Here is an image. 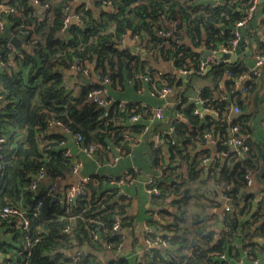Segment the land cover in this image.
<instances>
[{
  "label": "trees",
  "instance_id": "16d2710c",
  "mask_svg": "<svg viewBox=\"0 0 264 264\" xmlns=\"http://www.w3.org/2000/svg\"><path fill=\"white\" fill-rule=\"evenodd\" d=\"M77 1L0 0L9 9L7 24L0 31V208L26 210L31 241L25 251L24 232L17 228L16 218L0 217V224L13 235L11 244L0 241L10 261L132 263L127 254L116 257L118 246L123 243L125 251L129 238L134 237V247L141 244L136 234L138 219L130 213L131 197L119 192L117 181L134 172L91 174L86 177L85 193L71 202L60 190L49 194L51 185L46 180L39 182L38 190L31 188L41 169L52 184H62L73 174L79 160L67 154L68 140L72 137L77 142L80 135L78 146L94 145L92 154L103 163L133 155L138 145L152 159L150 187L159 188L161 194L151 197L160 210L148 224L156 232L171 234H144L145 240L161 239L169 247L154 244L144 251L139 264H231L232 258L246 264L259 257L264 264V185L262 200L253 212L256 192L246 179L247 171H259L264 159V144L253 137L255 111L264 101V70L254 74L253 64L239 56L210 62L209 68L201 70L203 49L220 51L235 45L234 29L218 26L235 27L255 0H226L224 4L216 0H96L93 7ZM261 4L247 40L255 44V55L264 56ZM73 14L79 20L67 25L66 19ZM175 22L173 33L169 25ZM22 25L28 30L25 41L31 48L16 54L8 44L20 34ZM181 32L188 42L180 41ZM123 39L135 41L138 53L122 49ZM76 62L110 82L71 86L67 70ZM166 63L174 66L173 73L162 69ZM160 70L163 74L158 76ZM181 70L207 82L199 98L208 111L196 113L197 103L179 92L181 103L171 124L158 131L164 132L163 142L154 141L150 129L157 123L152 122L155 107L124 96L144 88L158 97L164 87L182 88ZM99 87L112 100L108 106L88 97ZM123 101H127L124 106ZM134 116L138 119L133 120ZM55 126L63 131L54 130ZM208 134L217 155L204 147L210 142ZM235 138L247 147L244 157L241 148L231 150ZM184 166L185 172L177 171ZM236 185L247 193L242 195ZM70 186L66 185V192ZM220 193L239 199L232 205L234 210L221 209L216 199ZM168 203L170 210L164 206ZM117 220L121 228L115 230Z\"/></svg>",
  "mask_w": 264,
  "mask_h": 264
},
{
  "label": "crops",
  "instance_id": "0c3cea01",
  "mask_svg": "<svg viewBox=\"0 0 264 264\" xmlns=\"http://www.w3.org/2000/svg\"><path fill=\"white\" fill-rule=\"evenodd\" d=\"M85 3L87 6H90L86 2H81L80 0L77 1V3ZM79 3V4H80ZM95 5V4H94ZM169 28L171 26L169 25ZM180 41L182 42H188L189 39L186 35L185 32H181V35L179 34ZM133 41L128 42L127 44L133 45ZM31 46L25 41V38L23 40V44L21 49L22 50H30ZM255 44L247 41L245 43V50L243 51L242 54L239 55V57H242L243 59H246L249 65H252L251 68H254L256 66V58H255ZM246 53V54H245ZM245 54V55H244ZM252 54V55H251ZM1 66V65H0ZM162 69L165 70L166 72H174L175 68L171 63H166L162 66ZM264 70V66L260 68V71ZM78 71L76 68H71L67 70V75L69 78V83L73 87H80L81 82L79 81V78L77 76ZM187 82V84H186ZM207 84V82L202 79V78H196V77H191L188 81H185L184 79V85L182 87L181 92L185 93L186 99L189 100L190 102H196L197 106L198 103L200 102L199 98V92L200 90ZM178 95L179 92H175L174 95H169V105L168 107H172L174 104H180L181 102L178 100ZM130 99L142 101L143 104H150L153 107L158 106L163 102V100L160 97H157L155 94H152L151 91H148L147 89H140L138 92L134 93L133 96H124ZM167 107V109H168ZM166 109V118L169 116L170 111L169 109ZM198 109L200 107L198 106ZM176 110V109H175ZM262 110V111H261ZM254 115V121H253V126H254V132H253V137L257 141H261L264 144V101H261L260 103V108L259 111L256 110ZM174 116V112H173ZM258 117V120H257ZM163 126H168L166 124H162L159 121H157L156 124H154L151 129H150V134H151V139L156 141V134L159 129L162 128ZM54 130L57 131H63V128L61 126H55ZM204 147L206 149H213L214 154L217 155L215 144L209 142L208 144H205ZM68 148L75 154V157L81 162L82 166L80 168V171L78 173H73L67 176L65 180L62 181V185L64 188L60 190L62 194L66 193V185L67 184H74L78 182V180L81 177H87L91 174H106V175H112V176H118V175H123L124 173L127 172H137L136 174V179L126 185L125 187V192L131 197L132 200V207L130 213L138 219L137 221V238L141 239V244L139 246L134 247V237L129 238L126 250L123 252L124 255L127 254L128 258H132L133 261L131 264H139L143 258H144V251L147 246V242L144 238V234L147 233L146 228L148 224L149 219L152 217L153 214H155L158 209L160 210V207H158L156 204H154V201L151 199L149 193L147 192V181L148 179L152 176L154 168H153V162L150 157V155L147 153V150L145 147H141L138 145L135 149V152L133 155H127L124 157H121L117 162L113 163L112 161L110 162H101L96 157L91 153H85L80 150V147L78 146L75 138H69L68 140ZM237 148V147H236ZM199 149V148H198ZM232 150V149H231ZM197 151V149H196ZM166 156H168V153L165 152ZM207 164H210V161H208ZM264 164V159L261 161V166L259 167V171L261 170L262 165ZM187 169L186 167L179 168L177 171H182L185 172ZM257 170L255 172V179L254 183L251 185V188L256 192L258 190L261 191L263 185H264V177L262 178L263 182L262 184L257 181L256 174L259 173ZM208 172H205L207 174ZM49 183V181H47ZM260 188V189H259ZM241 190V189H240ZM242 192V190H241ZM222 195L224 199L225 196L224 194L220 193L217 196V201L221 203V209H227L228 207H232L233 204H224L219 200V196ZM227 200V199H226ZM229 201V200H228ZM167 209H171V206L167 204L164 205ZM258 208V207H257ZM256 208V210H257ZM220 210V209H219ZM253 210V209H252ZM255 210V211H256ZM253 211V212H255ZM156 217V214H155ZM264 220V218H263ZM222 223V222H220ZM150 226V225H149ZM223 226V225H222ZM151 227V226H150ZM222 228V227H220ZM8 229V228H7ZM6 229V226H3L0 224V241L6 242L8 244H11L12 242V233ZM157 236L162 237L164 236L163 233H166L168 231H163V233L156 232L155 229H153ZM167 234V233H166ZM170 232L168 236H170ZM169 247V246H168ZM167 248V247H166ZM165 248V249H166ZM178 247H174V249H177ZM259 261H251L248 260L246 264H262L261 260L262 258L259 257ZM231 264H241L239 261H236V259H230Z\"/></svg>",
  "mask_w": 264,
  "mask_h": 264
},
{
  "label": "built area",
  "instance_id": "2783aa9c",
  "mask_svg": "<svg viewBox=\"0 0 264 264\" xmlns=\"http://www.w3.org/2000/svg\"><path fill=\"white\" fill-rule=\"evenodd\" d=\"M33 1L35 4L38 3V0H33ZM216 1L219 4H224L226 2V0H216ZM261 2L263 3L264 0H255L254 3L251 5V8H250L246 18L237 22V24L235 26L236 29L234 30L236 40H235V45L233 46V48H227L224 46L220 49V51L228 52V53H234L236 51L237 43L241 38V33L238 29L240 27H243V26H248L250 23H252L251 20H252L254 14L256 12V9L259 7ZM8 12H9V9L7 8V6L0 4V31H3L5 28V25L7 24L6 14ZM72 16H75L77 18V20H79V17L77 15L73 14L66 19L67 25H68L69 20ZM176 23L177 22L170 24V26L172 28L171 31L173 33H174V30L176 29V27H175ZM20 34H24L25 39L28 36V30H26L24 28V25L21 26ZM166 34L168 35L169 33L167 32ZM133 42L136 44L135 41H133ZM249 42H250V40H249ZM127 43H128L127 39L122 40V45H126ZM8 46L11 48V50H13L14 53L21 54V52H20L21 48H16L14 46V44L12 43V41L8 44ZM204 50H210L212 53L207 57L206 60L203 58L202 64H201V70H204L207 66H209L210 62L219 61L217 56H216V53L218 52V50H215V49H204ZM255 58H256L257 62H256V66L254 68H252V72L254 74H257V73H259L260 68H262L264 66V56H260V55L256 54ZM1 64L3 66L6 65V63H3L2 61H1ZM72 68H76V70L78 72L82 73L86 77L93 78V80H94L93 84H95L97 82L101 83V84H106V83L110 82V80L107 77L102 78L98 74H95L94 72H92V74H90L89 70L82 68V66L78 62H76V64ZM180 73L184 74V75L189 74L188 71H185V70H181ZM162 74H163L162 70H160L157 73L158 76H161ZM145 79H148V77H145ZM240 81H241V79H240ZM237 84L240 85V82H237ZM176 89L177 88L173 89L171 87H164L158 93V97H160L163 100V102L154 108V115H153L152 122H157V121L161 122L162 120H164L166 118V109L169 105V101H167V97L170 94H174L176 92ZM243 90L246 91V89H243ZM199 94H200V92H199ZM88 97L92 102H94L100 106H108L112 102V100L109 98V95L106 93V89L102 88V87H99V88L91 91L89 93ZM0 101H2V96H0ZM126 103H127V101H123L121 105L124 106ZM204 110L206 112L208 111V109H205V108H204ZM234 110L237 113L240 112V109L238 107H235ZM195 112L198 114H203V111H201L200 109H197ZM132 119L137 120L138 116H134ZM148 128L149 127H147V129ZM172 130L173 129L170 128L168 132H171ZM234 130H236V128ZM163 136H164V132H157L156 141L157 142H163ZM207 136L210 138L211 143H215L214 140L211 138L210 134H208ZM81 140H82L81 136L80 135L77 136V142H79ZM2 141H3V138H0V142H2ZM231 144H232V146H240L239 147V148H241L240 155L244 157V153L247 151V147H242L243 146L242 141L238 138H235L232 140ZM239 148H232V151L237 150ZM80 150L85 152V153L91 154L95 150V146L92 144L86 145V146L80 145ZM67 154L71 157H75V154L70 149L67 150ZM118 160H119V158L116 157L114 159V162H117ZM81 166H82L81 162L76 161L74 164V167H73V173L74 174L78 173L80 171ZM255 172L256 171L252 168H250L247 171L246 179H247V185L249 187H251V185L254 183ZM126 174H128V173H126ZM136 174H137V172H134V174H133L134 176L126 175L125 179H121V180L117 181V185L119 186V188H118L119 192L126 193L125 192L126 185H128L129 183L133 182L136 179ZM47 179H48V177H47L45 170L41 169L40 172L35 176V179L33 180L31 188L34 190H38L39 182H41L42 180L49 181V179L48 180ZM86 181H87L86 177H81L78 180V182L71 184V186L68 188V190L66 192V198L69 202L76 200L78 197H80L81 195H83L85 193L84 184ZM153 182H154V177L152 175L147 181V192L149 193L150 197L159 196L161 194V191L159 188L150 187V185ZM49 184L51 185L50 189H49V194L55 195V193L60 190L61 184L60 183L59 184L58 183L52 184L50 181H49ZM224 196L227 200H229V201L232 200L231 197H229L227 195H224ZM260 200H262V196H260ZM38 208L39 207H37V210H38ZM227 209L234 210V207H228ZM0 217H2L3 219H6L8 217H15L16 218L15 222H16L17 228L21 229L24 232V234H23L24 249H25V251H27L29 249V247L31 246V241H30V236L28 233L30 222H29V219L27 217L26 210H21L17 207H10V206L3 207V208H0ZM120 228H121L120 222H119V220H117L115 225H114V229L118 230ZM146 228L148 229V230H146L147 232L154 231L153 230L154 228L150 227L149 225H147ZM146 242H147V247L145 248V250L148 249L149 247L153 246L154 244H160L161 243L163 245V248H166L169 246V244L167 242L161 241V239H157L154 241L153 240H146ZM116 252H117L116 257L123 255V252H124V244L123 243L118 246V248L116 249ZM0 254L3 256H10V254L7 253V251L4 250L1 246H0ZM0 263L1 264H13L10 261L9 257H3L0 260Z\"/></svg>",
  "mask_w": 264,
  "mask_h": 264
},
{
  "label": "water",
  "instance_id": "95a60500",
  "mask_svg": "<svg viewBox=\"0 0 264 264\" xmlns=\"http://www.w3.org/2000/svg\"><path fill=\"white\" fill-rule=\"evenodd\" d=\"M81 2H86V3H88L91 7H93L94 6V3H95V1L96 0H80ZM261 5H264V2L261 4ZM105 9L107 10L108 8L107 7H105ZM38 10H39V12L41 13L42 12V9L40 8V7H38ZM78 20H77V18L75 17V16H72L71 18H70V20H69V24H73V23H75V22H77ZM219 28H221V29H223V30H226V29H228V28H231V29H236L234 26H226V25H219L218 26ZM251 27H252V23H250L248 26H243V27H240L238 30L240 31V33H241V38H240V40L238 41V43H237V47H236V51L234 52V53H228V52H222V51H218L217 53H216V56H217V58H218V60H219V63H223V61H225V60H235V59H237V57L240 55V54H242L243 53V51L245 50V43L248 41L247 40V38H248V34H249V32H250V30H251ZM67 29H69V26L67 27ZM24 38H25V35L24 34H17V35H15V36H13V38H12V43L14 44V46L16 47V48H21L22 47V44H23V40H24ZM122 49L123 48H130L134 53H138V47H137V45L135 44V43H133V45H130V44H126V45H121L120 46ZM202 52V54H203V58L206 60L207 59V57L212 53L210 50H202L201 51ZM252 55V54H251ZM208 67V66H207ZM209 68V67H208ZM207 68V69H208ZM78 74H77V76H78V78H79V81L81 82V88L82 87H84V86H86V85H91V84H93V82H94V80H93V78H89V77H86V76H84L82 73H80V72H77ZM183 77H184V79H185V81H188L190 78H191V74L189 73V74H185V75H183ZM186 84H187V82H186ZM180 90H182V88H177L176 89V93L177 92H180ZM170 95H172V94H170ZM174 95V94H173ZM179 106V104H174L172 107H168V109H169V111H170V114H169V116L167 117V118H165L164 120H162L160 123H162V124H166V125H169V124H171V122H172V120H173V112H174V110L177 108ZM198 106L200 107V110L201 111H203V113L204 114H206L207 112L204 110V108H203V106H202V104L199 102L198 103ZM212 115H216V113L215 112H212L211 113ZM239 148L240 146H232V148ZM165 152H167V150L165 149ZM168 157V156H167ZM264 177V164L262 165V167H261V170L259 171V173H257L256 174V178H257V181H259V183L260 184H262V182H263V180H262V178ZM64 188V186L61 184L60 185V190H62ZM236 188L237 189H243V188H241L239 185H236ZM260 189V188H259ZM243 191V194L242 195H245L246 193H247V191L246 190H242ZM260 196H261V191L260 190H258V191H256V199H255V201L253 202V211H255L256 210V208L259 206V203H260ZM219 200L221 201V202H223L224 204L226 203V204H234L236 201H239V199L238 200H231V201H228V200H226V199H224L223 197H222V195H220L219 196ZM222 223H220L219 224V227H222ZM125 232H127L128 230H124ZM160 234L161 233H163V232H159ZM167 233V234H166ZM166 233H163V235H168L169 234V232H166ZM162 235V234H161ZM87 247L85 246L84 247V249H86ZM124 254V253H123ZM3 257H9V256H3V255H1L0 254V260L3 258ZM104 259L106 260V259H108V257L107 256H105L104 257Z\"/></svg>",
  "mask_w": 264,
  "mask_h": 264
},
{
  "label": "rangeland",
  "instance_id": "374dc122",
  "mask_svg": "<svg viewBox=\"0 0 264 264\" xmlns=\"http://www.w3.org/2000/svg\"><path fill=\"white\" fill-rule=\"evenodd\" d=\"M262 111V110H261ZM257 120H258V117H257ZM254 121V120H253Z\"/></svg>",
  "mask_w": 264,
  "mask_h": 264
}]
</instances>
